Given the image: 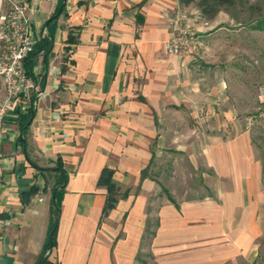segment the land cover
<instances>
[{
	"label": "crops",
	"instance_id": "0c3cea01",
	"mask_svg": "<svg viewBox=\"0 0 264 264\" xmlns=\"http://www.w3.org/2000/svg\"><path fill=\"white\" fill-rule=\"evenodd\" d=\"M26 2L38 41L59 0ZM63 6L49 55L36 59L31 88L0 115V264H36L56 176L45 169L58 160L67 179L51 263L137 264L145 255L151 264H248L264 235L262 168L248 135L181 149L184 158L203 157L195 168L198 195L182 198L174 177L149 176L160 124L202 93L191 81L199 54L165 51L169 19L182 16L197 34L209 23L177 0H65ZM5 96L0 77V106ZM29 108L23 146L20 114ZM104 170L117 191L105 212Z\"/></svg>",
	"mask_w": 264,
	"mask_h": 264
},
{
	"label": "rangeland",
	"instance_id": "374dc122",
	"mask_svg": "<svg viewBox=\"0 0 264 264\" xmlns=\"http://www.w3.org/2000/svg\"><path fill=\"white\" fill-rule=\"evenodd\" d=\"M1 2L3 12L6 0ZM202 20L209 25L201 34L193 27L199 56L191 66V81L202 93L188 109L176 111L160 124L165 140L161 138L149 172L162 181L174 177L173 188L182 198L199 194L195 168L203 165V157L194 153L186 158L181 149L195 151L206 139L226 140L242 133L248 135L261 165L264 187V0H248L213 20ZM170 136L176 142L169 141ZM137 264L151 261L144 255ZM248 264H264V235L257 239L256 254Z\"/></svg>",
	"mask_w": 264,
	"mask_h": 264
},
{
	"label": "built area",
	"instance_id": "2783aa9c",
	"mask_svg": "<svg viewBox=\"0 0 264 264\" xmlns=\"http://www.w3.org/2000/svg\"><path fill=\"white\" fill-rule=\"evenodd\" d=\"M169 37L165 51L169 55L190 57L198 50V41L192 24L175 14L169 19ZM26 0H6L0 15V77L5 99L0 115L16 108L31 88L23 61L35 44Z\"/></svg>",
	"mask_w": 264,
	"mask_h": 264
},
{
	"label": "trees",
	"instance_id": "16d2710c",
	"mask_svg": "<svg viewBox=\"0 0 264 264\" xmlns=\"http://www.w3.org/2000/svg\"><path fill=\"white\" fill-rule=\"evenodd\" d=\"M65 0H59L57 11L55 14L52 15L50 20H48V24H45L46 35L41 37L38 41L35 42L32 51L25 57L23 61L24 69L26 72V76L28 78H34L33 76V67L36 64L37 57L41 54L44 59L46 60L47 56L49 55L54 41L55 31H56V21L61 14L62 10L59 12L60 7H64ZM178 4L187 7L190 5L195 6L197 10H199L202 18L206 20H213L215 17L224 10H228L234 8L236 6H244L248 3V0H177ZM73 39L70 36L69 42H72ZM33 117V110L31 108L24 114H20L21 118V130L22 135L20 142L24 144V135L26 133L27 127ZM30 164L39 170L40 169L36 163L30 161ZM57 167L52 169H45L47 171H55V182L52 188V208H51V219L49 222L48 227V234L45 244L43 246V250L41 254L38 256L36 264H53L48 260V252L54 247L55 245V232L58 222V215H59V206L60 201L64 192V187L66 184V173L63 171L61 162L57 161ZM111 172L108 170H104L100 177V184L104 185L108 192L107 202L105 205L104 212L108 209H111L114 204L116 203V188L111 180Z\"/></svg>",
	"mask_w": 264,
	"mask_h": 264
},
{
	"label": "water",
	"instance_id": "95a60500",
	"mask_svg": "<svg viewBox=\"0 0 264 264\" xmlns=\"http://www.w3.org/2000/svg\"><path fill=\"white\" fill-rule=\"evenodd\" d=\"M62 10V7H60V11ZM48 24V22L46 23V25Z\"/></svg>",
	"mask_w": 264,
	"mask_h": 264
}]
</instances>
